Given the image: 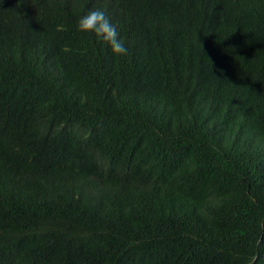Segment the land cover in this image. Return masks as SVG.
Listing matches in <instances>:
<instances>
[{
	"label": "trees",
	"instance_id": "trees-1",
	"mask_svg": "<svg viewBox=\"0 0 264 264\" xmlns=\"http://www.w3.org/2000/svg\"><path fill=\"white\" fill-rule=\"evenodd\" d=\"M0 0V264H264V0Z\"/></svg>",
	"mask_w": 264,
	"mask_h": 264
},
{
	"label": "clouds",
	"instance_id": "clouds-1",
	"mask_svg": "<svg viewBox=\"0 0 264 264\" xmlns=\"http://www.w3.org/2000/svg\"><path fill=\"white\" fill-rule=\"evenodd\" d=\"M98 1L100 5L87 10L78 18V31L93 35L98 41L103 42L107 51L110 50L115 55H127L128 47L126 45L130 44V41L121 36L118 31L120 27L116 23V2Z\"/></svg>",
	"mask_w": 264,
	"mask_h": 264
}]
</instances>
